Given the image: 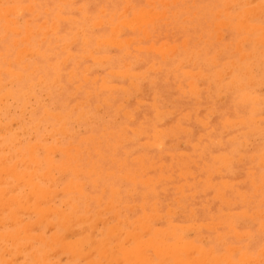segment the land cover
<instances>
[{"label": "rangeland", "instance_id": "374dc122", "mask_svg": "<svg viewBox=\"0 0 264 264\" xmlns=\"http://www.w3.org/2000/svg\"><path fill=\"white\" fill-rule=\"evenodd\" d=\"M63 1L65 2L62 0H0V83L3 84L0 85V105H2L0 106V164L2 166H0L5 167V172H7L1 173L2 170H0L2 180V183L0 182V211L2 210L0 212V222L2 221L0 223V264H87L88 262V264H158L159 262V264H180L176 256L188 259L192 255H195L194 257L197 259H203L202 257L208 258L207 260L212 257V259L218 258V264H231V262L232 264H264V199H262V197L264 198V179H262V177L264 178V0H247V2L240 0L241 3L233 0L235 4H232V0H228L226 3H229V6L225 4V0ZM8 9L14 12H9ZM139 9L142 11L148 9V13H141L138 11ZM259 9L263 12L260 13ZM124 10L125 12H122ZM151 10L152 12H150ZM251 10H253L252 14H249ZM256 11H259L258 16L261 17L256 14L252 16ZM163 12L165 14L161 15ZM157 13L162 17L157 16ZM144 15L151 19H144ZM243 15L251 17L246 18L245 21ZM130 17H134L132 19L135 21L127 22L128 20L132 21ZM98 19L101 25L97 24ZM43 21L44 24H41ZM122 21L123 23L127 22V26L122 24ZM128 23L132 24L130 28H128ZM223 23L226 25L223 26ZM53 24H55L54 30L51 26ZM134 24L138 27L133 26ZM213 25H218V27L214 28ZM47 26L48 31L53 30L54 32H48ZM114 27H117V35H115ZM142 30H145L147 35ZM219 34L220 38L217 39ZM243 37L245 39H241ZM247 37L248 39H246ZM74 39L76 40L73 41ZM117 39L120 47L116 42ZM237 41L239 42L237 43ZM151 43L153 48H156L155 50L152 45H149ZM64 45L65 48L62 47ZM172 45L175 48L171 47ZM61 47L64 49L61 50ZM93 48L95 49L93 50ZM161 50L163 56H161ZM19 51L24 53L21 57ZM15 54L19 56L18 61L15 59V57L17 58ZM105 57L108 58L104 59ZM60 61L63 65L60 64ZM231 61L233 62L231 63ZM127 64L128 66H125ZM84 66L89 69L85 71ZM6 70H10L12 73L19 71L18 73L21 75L18 76L19 74H12L9 71L10 74ZM224 71L228 74H225ZM189 73L197 74L193 76ZM218 73L221 77L218 76ZM139 74L140 76H138ZM54 78H57V86L53 84L55 83L52 81H55ZM91 80L94 81L91 82ZM246 81L253 82L251 84ZM78 82L81 83L78 84ZM102 82L106 84L105 87H102L104 85L100 87ZM47 83L49 84L47 85ZM75 85H78L77 88ZM111 85H114L115 89L111 88ZM195 89L197 93H195ZM239 95L244 97H239ZM259 98L260 100H258ZM254 99L258 101H254ZM80 101L83 103L82 105ZM153 102L155 106L157 105L155 108ZM97 105L99 106L97 107ZM46 111H50L54 116ZM123 112L126 116H123ZM45 113L47 114L44 117ZM58 114H60L59 119L56 117ZM258 118L259 120H257ZM11 119L13 120L12 124ZM241 119L245 123L239 122ZM62 120L64 121L63 125H61ZM199 120L203 121L199 122ZM205 124L206 126H204ZM8 125L11 127L8 128ZM177 126L178 128H176ZM157 131L161 132L160 136ZM177 140L178 145L181 143L180 146L177 145ZM115 141L119 143L115 145ZM241 141L249 145L242 144ZM151 144L157 145L155 147ZM160 144L162 146L159 147ZM55 145L57 148L62 147L63 150L55 151ZM73 145H76V148ZM29 147L34 149V154V151ZM64 148H69V150ZM30 151H32V155L29 154ZM64 151H67L70 158H67ZM46 155L48 158H45ZM32 156L34 160L31 158ZM221 158L223 159L221 160ZM24 160L25 162H22ZM63 164L68 167L70 165L67 171L64 170L66 166L64 167ZM8 165L12 166L7 168ZM217 165L219 169H217ZM46 168L49 169L46 170ZM214 168L219 174L214 173ZM51 170L52 172H50ZM16 171H19L18 174ZM9 172L11 173L8 174ZM13 172L14 175H12ZM75 172L76 176L73 175ZM27 175L28 178L31 175L33 179L30 177L31 179L28 180ZM143 179L145 180L141 182L140 180ZM20 180H24V182H20ZM146 180L150 182L147 183ZM220 181L224 184L220 185ZM76 182L78 185H83L76 187L78 186L75 184ZM206 182H208L207 186ZM12 183L16 184H14V189ZM212 183L214 184L212 185ZM68 185L72 187L66 188ZM254 186L258 187L254 188ZM33 187L40 190L36 193L39 196L27 192ZM49 188L52 191H47ZM1 189L6 193L4 192V194ZM75 189H79V191H75ZM176 189L178 190L176 191ZM216 190L220 192V196L218 192L216 195ZM51 192L54 194L52 195ZM55 194L56 196H54ZM212 195H215L214 198ZM47 196L49 200L46 198ZM3 197L7 199L2 200ZM47 200L48 202H46ZM108 201L111 202L112 208L111 204L108 205ZM41 202L43 203L41 204ZM69 203L75 204L76 207L74 208ZM140 203L142 206L139 205ZM178 203L180 204L178 205ZM131 204L135 205L131 206ZM36 207L39 210L35 209ZM94 210H100L98 216H96L97 211ZM113 212H115V217L111 215ZM16 215L18 216L16 217ZM158 215L159 218H157ZM110 216L112 217L110 218ZM152 216L157 220L154 217L155 220L151 218ZM137 217L139 221H137ZM147 217L150 218L147 220ZM105 218L106 220H104ZM140 218L143 220L141 221ZM89 219H92L91 222H88ZM122 220L128 221L124 223ZM12 221L13 224H11ZM61 222L68 225L63 227ZM135 222H138L135 224L138 227L134 225ZM141 222L143 224H140ZM173 222L175 226L172 227ZM49 223L50 226L46 227ZM102 223H104L103 226ZM32 224L33 227H30ZM226 224L228 226L231 224V227L228 228ZM26 225L28 228H25ZM93 225L97 227L91 229ZM195 225L198 226V230ZM66 227H69V233ZM116 227L120 235L116 233ZM28 229L33 230L27 232ZM187 229L189 230L187 231ZM111 230H115V233ZM171 230L173 233L170 232ZM233 231L236 235L232 234ZM165 232L171 234L167 235ZM51 233L52 235H50ZM26 234L29 235L26 236ZM137 235L138 237L135 238ZM177 235L181 238L179 239ZM41 236H43V240ZM133 236L134 238H132ZM88 238L91 239L88 240ZM144 242L149 245H146V251L144 250L146 259L143 256L137 257L133 253L126 252L138 249V245L144 244ZM175 242L179 244L177 245ZM151 244L152 246H150ZM170 244L172 245L170 246ZM159 245L165 251L167 248L171 249L172 255H169L170 251L167 253V250L166 255L161 253L159 256V252L156 251ZM63 246L64 248H62ZM186 246H189L190 250ZM197 247L198 249H196ZM199 247H202L201 251ZM58 248L59 251H57ZM70 249L75 250L76 253ZM102 249L106 250L104 252L106 256L102 254ZM86 251L89 253L87 258ZM204 251L208 253L210 251V253H206V256L203 254ZM116 257L117 259H115ZM226 257L229 258L226 259ZM247 259L249 260L247 261ZM252 260L253 262H251Z\"/></svg>", "mask_w": 264, "mask_h": 264}, {"label": "bare ground", "instance_id": "6f19581e", "mask_svg": "<svg viewBox=\"0 0 264 264\" xmlns=\"http://www.w3.org/2000/svg\"><path fill=\"white\" fill-rule=\"evenodd\" d=\"M145 1H147V0H145ZM232 1H233V0H232ZM239 1H240V0H238V1L236 0L237 3H238ZM252 1H253V0H252ZM62 2H65V1L62 0ZM226 2H228V0H227V1L225 0V4H227ZM246 2H247V0H246ZM246 2H245V3H246ZM83 3H84V2H83ZM148 3H149V2H148ZM239 3H241V2H239ZM164 4H165V3H164ZM166 4H167V3H166ZM223 4H224V3H223ZM232 4H235L234 1H233ZM21 5H22V4H21ZM159 5H160V4H159ZM227 5L229 6V3H228ZM254 5H255V4H254ZM254 5H253V6H254ZM257 5H259V4H257ZM260 5H261V4H260ZM263 5H264V4H263ZM12 6H13V5H12ZM26 6H27V5H25V7H26ZM29 6H31V5H29ZM78 6H79V5H78ZM162 6H164V5H162ZM253 6H252V7H253ZM261 6H262V5H261ZM261 6H260V7H261ZM7 7H8V6H7ZM17 7H18V6H17ZM21 7H22V6H21ZM127 7H128V6H127ZM225 7H227V6H225ZM4 8H5V7H4ZM10 8H11V7H10ZM15 8H16V7H15ZM26 8H27V7H26ZM29 8L33 9L32 7H29ZM70 8H72V7H70ZM123 8H124V7H123ZM255 8H258V7L255 6ZM12 9H13V7H12ZM16 9H17V8H16ZM27 9H28V8H27ZM46 9H47V8H46ZM59 9H60V8H59ZM127 9H128V8H127ZM127 9H125V10H127ZM144 9H146V8H144ZM151 9H152V8H151ZM217 9H218V8H217ZM225 9H226V8H225ZM227 9H228V7H227ZM227 9H226V10H227ZM253 9H254V8H253ZM8 10H9V9H8ZM19 10H22V9L19 8ZM19 10H18V11L16 10V11L19 12ZM70 10H71V9H70ZM100 10L103 11L102 9H100ZM125 10L122 11V12H125ZM165 10H166V9H165ZM245 10H246V9H245ZM259 10H260V9H259ZM29 11H31V10H29ZM44 11H45V9H44ZM138 11H140L141 13H143V12H147V13H148V9H147L146 11H145V10L142 11L141 9H139ZM218 11H220V10H218ZM247 11H248V10H247ZM249 11H250V10H249ZM252 11H253V10H251V13H249V12H247V13L252 14ZM261 11L263 12V10H260V13H261ZM5 12L8 13V11H6V10H5ZM9 12H14V11L9 10ZM20 12H21V11H20ZM99 12H100V11H99ZM150 12H152V10H151ZM153 12H154V11H153ZM160 12H161V11H160ZM208 12H209V11H208ZM225 12H226V11H225ZM15 13H16V12H15ZM133 13H134V12H133ZM136 13H137V12H136ZM215 13H216V12H215ZM217 13H218V12H217ZM258 13H259V11H258V12L256 11V12L253 13L252 16H254V14H256V16H258ZM16 14H17V13H16ZM57 14H58V13H57ZM121 14H122V13H121ZM138 14H140V13H138ZM145 14H146V13H145ZM164 14H165V13L163 12V14H161V15H164ZM238 14H239V13H238ZM243 14H244V13H243ZM245 14H246V11H245ZM35 15H36V14H35ZM119 15H120V14H119ZM155 15H156V14H155ZM159 15H160V14H159ZM159 15H158V13H157V16H159ZM161 15H160V16H161ZM246 15H247V14H246ZM3 16H6V15H3ZM133 16H134V15H133ZM157 16H156V17H157ZM232 16H234V15H232ZM243 16H244V18H245V21L247 20L246 18L249 17V16L245 17V15H243ZM7 17H8V16H7ZM142 17H143V16H142ZM144 17H145V15H144ZM144 17H143V18H144ZM161 17H162V16H161ZM250 17H251V16H250ZM250 17H249V18H250ZM258 17H261V16L259 15ZM57 18H58V17H57ZM59 18H61V17H59ZM62 18H63V17H62ZM132 18H134V17H132ZM132 18L130 17V19H131L132 21H129V20H128L127 22H131V23L134 22L135 19H132ZM140 18H141V17H140ZM143 18H142V19H143ZM148 18H149V19H148ZM229 18H230V17H229ZM241 18H243V17H241ZM244 18H243V19H244ZM10 19H11V18H10ZM18 19H19V18H18ZM27 19H28V18H27ZM144 19H146V20H150L151 17L147 16V18L145 17ZM44 20H45V19H44ZM133 20H134V21H133ZM146 20H143V21H146ZM26 21H27V20H26ZM97 21H98L97 24H98V25H101V24H99L100 20L98 19ZM143 21H140V22L142 23ZM221 21H222V20H221ZM12 22L14 23L13 18H12ZM12 22H11V23H12ZM27 22H28V21H27ZM108 22H109V21H108ZM127 22H126V23H123V21H122V24H125V25L127 26ZM136 22H138V21H136ZM136 22H135V23H136ZM165 22H166V21H165ZM219 22H220V21H219ZM53 23H54V21H53ZM93 23H94V22H93ZM95 23H96V22H95ZM95 23H94V24H95ZM100 23H101V22H100ZM242 23H243V20H242L241 24H242ZM244 23H245V22H244ZM5 24H6V23H5ZM5 24H3V25H5ZM7 24H8V23H7ZM41 24H44V21H43ZM145 24H146V23H145ZM214 24H215V23H214ZM217 24H218V23H217ZM220 24H221V23H220ZM245 24H246V23H245ZM54 25H55V24L51 25L52 28L54 27ZM56 25H57V24H56ZM114 25H115V23H114ZM130 25H132V24H129V23H128V26H129L128 28L131 27ZM222 25L224 26V25H226V23H225V24L223 23ZM252 25H253V24H252ZM9 26H10V25H9ZM12 26H13V25H12ZM41 26H42V25H41ZM45 26H46V25H45ZM51 26H50V27H51ZM90 26H91V25H90ZM115 26H116V25H115ZM133 26H136V25L134 24ZM144 26H145V25H144ZM213 26H214V25H213ZM215 26H216V25H215ZM215 26H214V28L218 27V25H217L216 27H215ZM256 26H258V25H256ZM92 27H93V24H92ZM136 27H138V25H137ZM153 27H154V25H153ZM254 27H255V26H254ZM3 28H4V27H3ZM6 28H7V26H6ZM6 28H4V29H6ZM16 28H17V27H16ZM25 28H26V27H25ZM111 28H113V27H111ZM116 28H117V27H116ZM116 28L114 27L115 32L117 31ZM132 28H133V27H132ZM235 28H236V27H235ZM238 28H239V26H238ZM246 28H247V27H246ZM246 28H245V29H246ZM257 28H258V27H257ZM257 28H256V29H257ZM262 28H263V27H262ZM8 29H9V28H8ZM11 29H12V28H11ZM27 29H28V28H27ZM48 29H49V28H48V26H47V31H48ZM56 29H57V27L55 28V30H56ZM118 29H119V27H118ZM141 29H142V28H141ZM236 29H237V28H236ZM51 30H52V29H51ZM53 30H54V28H53ZM53 30H52V31H48V32H54ZM120 30H121V29H120ZM145 30H146V29H145ZM145 30H142V32L145 31ZM12 31H14V30L12 29ZM237 31H239V30H237ZM248 31H249V30H248ZM14 32H16V31H14ZM37 32H38V31H37ZM42 32H43V31H42ZM45 32H46V31H45ZM45 32H44V33H45ZM110 32H111V31H110ZM117 32H118V31H117ZM117 32H116L115 35H117ZM120 32H122V30H121ZM145 32H146V31H145ZM145 32H144V33H145ZM217 33H218V32H217ZM217 33H216V34H217ZM219 33H221V32H219ZM111 34H112V33H111ZM27 35H28V34H27ZM27 35H26V36H27ZM44 35H45V34H44ZM113 35H114V34H113ZM113 35H112V36H113ZM146 35H147V32H146ZM26 36H25V37H26ZM112 36H111V37H112ZM199 36H200V35H199ZM262 36H263V33H262ZM2 37H3V36H2ZM23 37H24V36H23ZM23 37H21V38H23ZM27 37H28V36H27ZM27 37H26V38H27ZM82 37H83V36H82ZM148 37H149V36H148ZM0 38H1V36H0ZM42 38H43V37H42ZM145 38H146V37H145ZM218 38H220V34H219V36L217 37V39H218ZM239 38H240V37H239ZM108 39H109V38H108ZM138 39H139V38H138ZM140 39H141V38H140ZM140 39H139V40H140ZM241 39H245V37H243V38H241ZM246 39H248V37H247ZM21 40H22V39H21ZM75 40H76V39H74L73 41H75ZM113 40H115V39H113ZM124 40H125V39H124ZM129 40H130V38H129ZM133 40H134V39H133ZM259 40H260V39H259ZM73 41H72V42H73ZM84 41H85V40H84ZM105 41H106V40H105ZM105 41H103V42H105ZM110 41H111V40H110ZM182 41H183V40H182ZM204 41H205V40H204ZM241 41H242V40H241ZM256 41H257V39H256ZM72 42H71V43H72ZM101 42H102V41H101ZM101 42H98V43H101ZM111 42H112V41H111ZM111 42H108V43H111ZM116 42L118 43V39L116 40ZM124 42H125V41H124ZM124 42H123V43H124ZM127 42H128V40H127ZM238 42H239V41H237V43H238ZM66 43H69V42H66ZM105 43H106V42H105ZM117 43H116V44H117ZM182 43H183V42H182ZM259 43H260V42H259ZM261 43H262V42H261ZM120 44H122V43L120 42ZM183 44L185 45V43H183ZM255 44H256V42H255ZM263 44H264V43H263ZM61 45H63V44H61ZM106 45H107V44H106ZM109 45H111V44H109ZM112 45H114V43H112ZM149 45H152V43L149 44ZM159 45H160V44H159ZM168 45H169V44H168ZM236 45H237V44H236ZM67 46H68V45H67ZM101 46H103V45H101ZM118 46L120 47L119 43H118ZM24 47H25V46H24ZM24 47H22V48L24 49ZM62 47L65 48V45L62 46ZM62 47H61V50L64 49V48H62ZM96 47H97V46H96ZM98 47H100V46H98ZM139 47H140V46H139ZM144 47H146V46H144ZM150 47H151V46H150ZM165 47H166V46H165ZM169 47H170V46H169ZM171 47H173V45H172ZM225 47H226V46H225ZM22 48H20L21 50H20V49H19V50L22 51ZM141 48H142V47H141ZM148 48H149V47H148ZM152 48H153V45H152ZM162 48H163V47H162ZM162 48H161V49H162ZM173 48H175V47H173ZM237 48L239 49L238 45H237ZM253 48H254V47H253ZM36 49H37V48H36ZM36 49H35V50H36ZM94 49H95V48H93V50H94ZM97 49H99V48H97ZM146 49H147V48H146ZM153 49L155 50L156 48H153ZM184 49H185V48H184ZM235 49H236V47H235ZM238 49H237V50H238ZM17 50H18V49H17ZM28 50H30V49H28ZM31 50H32V49H31ZM35 50H34V52H35ZM138 50H139V49H138ZM171 50H172V48H171ZM174 50H175V49H174ZM20 51H19V53H20L19 56L21 57L22 54H24V53H22V52H20ZM23 51H24V50H23ZM66 51H67V50H66ZM89 51H91V50H89ZM156 51H157V50H156ZM156 51H155V52H156ZM159 51H160V49H159ZM197 51H198V50H197ZM234 51H235V50H234ZM259 51H260V50H259ZM17 52H18V51H17ZM25 52H26V51H25ZM27 52H29V51H27ZM32 52H33V51H32ZM32 52L30 51L29 53H32ZM36 52H37V50H36ZM91 52H92V51H91ZM164 52H165V51H164ZM172 52H174V51H172ZM172 52H171V53H172ZM231 52H232V51H231ZM231 52H230V53H231ZM69 53H70V52H69ZM89 53H90V52H89ZM124 53H125V52H124ZM171 53H170V54H171ZM185 53H186V52H185ZM70 54H71V53H70ZM162 54H163V53H162V50H161V56H163ZM166 54H167V53H166ZM170 54H168V55H170ZM240 54H241V53H240ZM15 55H17V58L15 57V59H17V61H18V57H19V56H18V54H15ZM168 55H167V56H168ZM185 55H186V54H185ZM248 55H249V54H248ZM29 56H32V55L29 54ZM70 56H71V55H70ZM88 56H89V54H88ZM88 56H86V57H88ZM91 56H92V55H91ZM213 56H214V54H213ZM241 56H242V55H241ZM255 56H256V55H255ZM66 57H67V56H66ZM66 57H64V58H66ZM68 57H69V56H68ZM84 57H85V56H84ZM103 57H104V56H103ZM239 57H240V55H239ZM243 57H244V56H243ZM243 57H242V58H243ZM96 58L98 59V57H96ZM101 58H102V57H101ZM106 58H108V57H105L104 59H106ZM206 58H208V57H206ZM19 59H20V58H19ZM91 59H92V58H91ZM97 59H96V60H97ZM164 59H165V58L163 57V60H164ZM190 59H191V58H190ZM195 59H196V58H195ZM239 59H240V58H239ZM61 60H62V59H61ZM65 60H66V59H65ZM99 60H100V59H99ZM76 61H77V60H76ZM92 61H94V60H92ZM194 61H195V60H194ZM210 61H211V60H210ZM62 62H63V61H62ZM179 62H180V64H182L181 61H179ZM216 62H217V61H216ZM232 62H233V61H231V63H232ZM75 63H77V62H75ZM124 63H125V62H124ZM124 63H123V64H124ZM132 63H133V62H132ZM202 63H204V62L202 61ZM210 63H211V62H210ZM60 64H62L61 61H60ZM180 64H177V65L180 66ZM233 64H234V63H233ZM62 65H63V64H62ZM206 65H207V63H206ZM211 65H212V64H211ZM59 66H61V65H59ZM86 66H87V65H86ZM86 66H84V67H85V71H87V69H89V68L86 69ZM125 66H128V64L125 65ZM151 66H152V65H151ZM151 66H150V67H151ZM234 66H235V65H234ZM88 67H89V66H88ZM98 67H100V66H98ZM148 67H149V66H148ZM235 67H236V66H235ZM237 67H238V66H237ZM34 68H35V67H34ZM156 68H157V67H156ZM158 68H159V67H158ZM147 69H149V68H147ZM150 69H152V68H150ZM11 70H12V69H11ZM153 70H155V69L153 68ZM228 70H229V69H228ZM245 70H246V69H245ZM4 71H5V70H4ZM6 71H8V73L11 72L10 70H6ZM9 71H10V72H9ZM31 71H32V70H31ZM68 71H70V70H68ZM82 71H84V70H82ZM85 71H84V72H85ZM124 71H125V70H124ZM216 71H217V70H216ZM18 72H19V71H18ZM18 72L13 71V73H17V74H19ZM84 72H83V73H84ZM108 72H109V71H108ZM126 72H129V71L126 70ZM219 72H220V71H219ZM247 72H248V70H247ZM11 73H12V72H11ZM11 73H10V74H11ZM13 73H12V74H13ZM110 73H111V72H110ZM119 73H120V72H119ZM191 73H193V72H191ZM191 73H189V74H191ZM220 73H221V72H220ZM220 73H218V76H219ZM224 73H225V71H224ZM226 73H227V72H226ZM226 73H225V74H226ZM245 73H246V72H245ZM70 74H72V73L70 72ZM111 74H112V73H111ZM113 74H114V72H113ZM122 74H123V73H122ZM125 74L127 75L128 73H125ZM131 74H133V73H131ZM143 74H144V73H143ZM185 74L187 75V73H185ZM196 74H197V73H196ZM196 74H195V75H196ZM227 74H228V73H227ZM20 75H21V74H19L18 76H20ZM57 75H58V74H57ZM115 75H116V72H115ZM126 75H125V76H126ZM134 75H136V74H134ZM191 75H193V74H191ZM195 75H193V76H195ZM205 75H206V74H205ZM240 75H241V74H240ZM116 76H117V75H116ZM125 76H124V77H125ZM138 76H140V74H139ZM198 76H199V74H198ZM202 76H203V75H202ZM218 76H216V77L218 78ZM249 76H250V75H249ZM249 76H248V77H249ZM83 77H84V75H83ZM203 77H204V76H203ZM203 77H200V78H203ZM205 77H206V76H205ZM216 77H215V79H216ZM219 77H221V76H219ZM17 78H18V77H17ZM39 78H40V77H39ZM94 78H95V77H94ZM120 78H121V77H120ZM198 78H199V77H198ZM249 78H250V77H249ZM249 78H248V79H249ZM14 79H15V78H14ZM19 79H20V77H19ZM54 79H55V81H54V80H52V81L55 82V83H53L52 81H51V83H53V84L56 85V79H57V78H54ZM84 79H85V78H84ZM101 79L103 80L102 77H101ZM122 79H123V77H122ZM141 79H144V78L141 77ZM250 79H251V78H250ZM40 80H41V79H40ZM43 80H44V79H43ZM43 80H41V81H43ZM86 80H87V78H86ZM104 80H105V79H104ZM109 80H110V78H109ZM219 80H220V79H219ZM41 81H37V82H41ZM92 81H94V80H91V82H92ZM192 81H193V80H192ZM215 81H216V80H215ZM259 81H260V80H259ZM37 82H36V83H37ZM187 82H191V81H187ZM232 82H233V81H232ZM246 82L252 84L253 81H251V82L246 81ZM4 83H6V82H4ZM49 83H50V82H49ZM49 83H47V85H48ZM79 83H81V82H78V84H79ZM31 84H32V83H31ZM39 84H40V83H39ZM187 84H188V83H187ZM192 84H193V83H192ZM0 85L2 86L3 84L0 83ZM44 85H46V84H44ZM102 85H104V86H102ZM105 85H106V84H104V83L102 82V84L100 85V87H101V86H102V87H105ZM190 85H191V84H190ZM193 85H194V84H193ZM193 85H192V86H193ZM238 85H240V84H238ZM238 85H237V87H238ZM56 86H57V85H56ZM58 86H60V85L58 84ZM77 86H78V85H75L76 88H77ZM113 86H114V85H113ZM113 86L111 85L110 87L112 88ZM135 86H136V85H135ZM206 86H207V85H206ZM234 86H235V85H234ZM241 86H242V85H241ZM100 87H99V88H100ZM110 87H108V88H110ZM119 87H120V86H119ZM188 87H189V86H188ZM239 87H240V86H239ZM59 88H60V87H59ZM106 88H107V87H106ZM113 88H114V87H113ZM234 88H235V87H234ZM261 88H262V87H261ZM100 89H101V88H100ZM114 89H115V88H114ZM123 89H124V88H123ZM135 89H137V88H135ZM188 89H190V88H188ZM229 89H231V86H229ZM76 90H77V89H76ZM138 90H139V89H138ZM193 90H194V89H193ZM195 90H196V89H195ZM253 90H254V89H253ZM259 90H260V89H259ZM259 90H258V91H259ZM6 91H7V90H6ZM179 91H180V90H179ZM58 92H59V91H58ZM74 92H75V91H74ZM188 92H189V90H188ZM190 92H191V91H190ZM26 93H27V92H26ZM94 93H96V92H94ZM137 93H139V92H137ZM191 93H193V92H191ZM195 93H197V90H196ZM195 93H194V94H195ZM20 94H21V93H20ZM42 94H43V93H42ZM44 94H45V93H44ZM70 94H71V93H70ZM72 94H74V93H72ZM218 94H220V93L218 92ZM28 95H29V94H28ZM234 95H236V94H234ZM24 96H25V94H24ZM88 96H89V95H88ZM241 96H242V95H239V97H241ZM1 97H2V96H1ZM152 97H153V96H152ZM194 97H195V96H194ZM218 97H220V96H218ZM242 97H244V96H242ZM9 98H10V97H9ZM250 98H251V97H250ZM7 99H8V98H7ZM29 99H30V98H29ZM125 99H126V98H125ZM219 99H220V98H219ZM1 100H3V99H1ZM220 100H221V99H220ZM237 100H238V99H237ZM255 100H256V99H254V101H255ZM258 100H260V98H259ZM258 100H256V101H258ZM4 101H6L5 98H4ZM39 101H40V100H39ZM197 101H198V100H197ZM80 102H81V101H80ZM102 102H103V100H102ZM142 102H143V101H142ZM142 102H141V103H142ZM86 103H87V102H86ZM104 103H105V102H104ZM106 103H107V102H106ZM106 103H105V104H106ZM153 103H154V102H153ZM242 103H243V102H242ZM42 104H44V103H42ZM82 104H83V103L81 102V105H82ZM108 104H109V103H108ZM151 104H152V103H151ZM75 105L77 106L78 104H75ZM75 105H74V108L76 107ZM0 106H2V105H0ZM3 106H4V105H3ZM98 106H99V105H97V107H98ZM156 106H157V105H156ZM156 106H155V103H154V108H155ZM253 106H254V105H253ZM117 107H118V105H117ZM152 107H153V104H152ZM250 107H251V106H250ZM119 108H120V104H119ZM135 108H136V107H135ZM259 108H260V107H259ZM261 109H262V108H261ZM31 110H32V109H31ZM97 110H100V109H97ZM136 110H137V108H136ZM167 111H168V110H167ZM251 111H252V110H251ZM254 111H255V110H254ZM21 112H22V110H21ZM46 112H47L48 114L52 115V113H51L50 111H49L50 113H49L48 111H46ZM124 112H125V111H124ZM124 112H123V116H126V115H124ZM209 112H210V111H209ZM259 112H260V111H259ZM47 113L43 114V116L46 115ZM65 113H66V112H65ZM67 113H68V112H67ZM80 113L82 114V112H80ZM80 113H79V115H81ZM127 113H128V111H127ZM158 113H159V112H158ZM213 113H214V112H213ZM256 113H257V112H256ZM125 114H126V113H125ZM59 115H60V114L56 115V117H58ZM204 115H205V114H204ZM52 116H54V115H52ZM62 116H63V115H62ZM153 116H154V115H153ZM164 116H165V115H164ZM166 116H167V114H166ZM205 116H206V115H205ZM44 117H45V116H44ZM129 117H130V116H129ZM129 117H128V118H129ZM155 117H156V115H155ZM160 117H161V116H160ZM160 117H159V118H160ZM76 118H77V117H76ZM76 118H75V119H76ZM130 118H131V117H130ZM161 118H162V117H161ZM256 118H257V117H256ZM58 119H59V117H58ZM237 119H239V118H237ZM237 119H236V120H237ZM260 119H261V118H260ZM262 119H263V118H262ZM56 120H57V119H56ZM77 120H78V119H77ZM129 120H131V119H129ZM156 120H157V119H156ZM227 120H228V119H227ZM233 120H235V119H233ZM254 120H255V119H254ZM257 120H259V118H258ZM11 121H12V122H11V124H12V123H13V120L11 119ZM57 121H58V120H57ZM85 121H86V120H85ZM160 121H161V120H160ZM176 121H177V119H176ZM201 121H203V120H201ZM201 121L199 120V122H201ZM223 121H224V120H223ZM228 121H230V120H228ZM231 121H232V120H231ZM240 121H241V123H245V122L242 121V119L239 120V122H240ZM63 122H64V121L62 120V124H61V125H63ZM177 122H178V121H177ZM253 122H254V121H253ZM255 122H256V121H255ZM204 123H205V122H204ZM177 124H178V123H177ZM202 124H203V123H202ZM224 124H225V123H224ZM231 124H233V123H231ZM234 124H235V123H234ZM236 124H237V123H236ZM238 124H239V123H238ZM255 124H256V123H255ZM174 125H176V124H174ZM239 125H240V124H239ZM243 125H244V124H243ZM245 125H246V124H245ZM202 126H203V125H202ZM204 126H206V124H205ZM246 126H248V125H246ZM10 127H11V126H10ZM10 127H9V125H8V128H10ZM59 127H60V126H59ZM59 127H58V130H59ZM170 127H171V126H170ZM183 127H184V126H183ZM183 127H180V128L183 129ZM236 127H237V126H236ZM8 128H6V129H8ZM90 128H91V127H90ZM176 128H178V126H177ZM230 128H231V127H230ZM61 129H62V128H61ZM133 129H134V128H133ZM135 129H136V128H135ZM184 129H188V128H184ZM34 130H35V129H34ZM58 130L56 129V131H58ZM158 130H159V129H158ZM179 130H180V129H179ZM188 130H189V129H188ZM247 130H248V128H247ZM133 131H135V130H133ZM159 131H160V130H159ZM159 131H157V132L159 133ZM162 131H163V130H162ZM182 131H183V130H182ZM185 131H186V130H185ZM224 131H225V129H224ZM224 131H223V132H224ZM250 131H251V130H250ZM15 132H16V131H15ZM23 132H24V131H23ZM111 132H112V131H111ZM163 132H164V131H163ZM255 132H256V130H255ZM258 132H259V131H258ZM17 133H18V132H17ZM63 133H64V132H63ZM160 133H161V132H160ZM160 133H159V136H160ZM164 133H165V132H164ZM190 133H191V132H190ZM250 133H252V131H251ZM253 133H254V131H253ZM261 133H262V132H261ZM50 134H51V133H50ZM100 134H101V133H100ZM162 134H163V133H162ZM162 134H161V135H162ZM169 134H170V133H169ZM169 134H168V135H169ZM239 134H243V133H239ZM263 134H264V133H263ZM45 135H46V134H45ZM45 135H44V136H45ZM65 135H67V134H65ZM70 135H71V132H70ZM111 135H112V134H111ZM157 135H158V134H157ZM172 135H173V134H172ZM200 135H202V134H200ZM232 135H234V134H232ZM44 136H43V137H44ZM50 136H51V135H50ZM50 136H49V137H50ZM123 136H124V134H123ZM155 136H156V135H155ZM166 136H167V135H166ZM175 136H176V135H175ZM236 136H237V135H236ZM125 137H127V136H125ZM125 137H124V138H125ZM167 137H168V136H167ZM202 137H203V136H202ZM202 137H201V138H202ZM133 138H134V137H133ZM168 138H169V137H168ZM171 138H172V136H171ZM197 138H198V137H197ZM201 138H200V139H201ZM232 138H234V137H232ZM43 139H44V138H43ZM45 139H46V138H45ZM125 139H126V138H125ZM130 139H131V138H130ZM135 139H136V138H135ZM156 139H157V138H156ZM158 139H160V138H158ZM226 139H227V138H226ZM229 139H230V138H229ZM127 140H129V139L127 138ZM127 140H126V141H127ZM131 140H132V139H131ZM187 140H188V139H187ZM18 141H19V140H18ZM86 141H87V140H86ZM180 141H181V140H180ZM180 141H179V142H180ZM216 141H217V140H216ZM124 142H125V141H124ZM124 142H123V143H124ZM147 142H148V141H147ZM160 142H161V141H160ZM186 142H187V141H186ZM241 142H243L242 144H247V143H244V141H241ZM56 143H57V142H56ZM118 143H119V142L116 143V141H115V145L118 144ZM144 143H145V142H144ZM97 144H98V143H97ZM120 144H121V143H120ZM145 144H146V143H145ZM148 144H149V143H148ZM161 144H162V142H161ZM161 144L159 145V147L162 146ZM178 144H179V143H178V140H177V145H178ZM204 144H205V143H204ZM220 144H221V143H220ZM115 145H114V146H115ZM151 145H153V144H151ZM151 145H149V146H151ZM156 145H157V144H155V145H153V146L156 147ZM180 145H181V143H180ZM180 145H178V146H180ZM191 145H192V144H191ZM205 145H206V144H205ZM247 145H249V144H247ZM36 146H37V145H36ZM68 146H70V145H68ZM75 146H76V145H75ZM75 146L73 145L74 148H76ZM114 146H113V147H114ZM171 146H172V145H171ZM193 146H196V147H197V145H195V144H193ZM3 147H4V145H3ZM3 147H2V148H3ZM37 147H38V146H37ZM54 147H56V145H55ZM64 147H65V146H64ZM159 147H158V148H159ZM29 148H30V147H29ZM32 148H33V146H32ZM41 148H42V147H41ZM61 148H62V147H61ZM61 148H59V147L57 148V147H56V150H55V151H57L58 149H61ZM192 148H193V147H192ZM30 149H31V148H30ZM39 149H40V148H39ZM64 149L69 150V148H68V149H67V148H64ZM77 149H78V148H77ZM77 149H75V150L77 151ZM202 149H203V148H202ZM202 149H201V150H202ZM31 150H32V149H31ZM35 150H37L36 147H35ZM52 150H53V148H52ZM62 150H63V149H61L60 151H62ZM78 150H79V149H78ZM80 150H81V149H80ZM32 151H34V149H33ZM32 151H30V153H29L30 155H32V154H31ZM47 151H48V150H47ZM53 151H54V150H53ZM97 151H98V150H97ZM44 152H45V151H44ZM64 152L67 154V156H68L67 158H70L69 155H68V153H67V151H64ZM95 152H96V151H95ZM176 152H177V151H176ZM181 152H182V151H181ZM230 152H231V150H230ZM34 153H35V151L33 152V154H34ZM48 153H49V151H48ZM52 153H54V152H52ZM74 153H75V151H74ZM127 153H129V152H127ZM127 153H126V154H127ZM177 154H178V153H177ZM185 154H187V153H185ZM197 154H198V152H197ZM222 154H224V153H222ZM22 155H23V154H22ZM171 155H172V154H171ZM187 155H188V154H187ZM213 155H214V154H213ZM218 155H219V153H218ZM218 155H215V156H218ZM259 155H260V154H259ZM11 156H12V154H11ZM47 156H48V155H46L45 158H48ZM222 156H223V155H222ZM251 156H253V155H251ZM261 156H262V154H261ZM213 157H214V156H213ZM31 158L34 160L33 156H32ZM50 158H51V156H50ZM73 158H74V157H73ZM141 158H142V157H141ZM217 158H218V157H217ZM223 158H224V157H223ZM223 158H221V160H222ZM259 158H260V157H259ZM259 158H258V160H259ZM262 158H263V156H262ZM262 158H261V159H262ZM35 159H36V158H35ZM51 159H52V158H51ZM137 159H138V158H137ZM215 159H216V158H215ZM232 159H233V158H232ZM240 159H241V158H240ZM235 160H236V159H235ZM237 160H238V159H237ZM241 160H242V159H241ZM241 160H240V162H241ZM258 160H257V161H258ZM1 161H2V160H1ZM36 161H37V160H36ZM36 161H35V162H36ZM61 161H62V160H61ZM66 161H67V160H66ZM66 161H65V162H66ZM231 161H232V160H231ZM14 162H15V161H14ZM22 162H25V160L22 161ZM219 162H220V161H219ZM235 162H237V161H235ZM258 162H259V161H258ZM3 163H5V162L3 161ZM66 163H67V162H66ZM141 164H142V163H141ZM159 164H160V163H159ZM224 164H225V162H224ZM224 164L222 163L223 166H225ZM0 165L2 166V164H0ZM22 165H25V164H22ZM27 165L29 166L28 163H27ZM27 165H25V167H26ZM63 165H64V164H63ZM142 165H143V164H142ZM142 165H141V166H142ZM227 165H229V164H227ZM1 166H0V167H1ZM11 166H12V165H8L7 168H8V167H11ZM35 166H37V165H35ZM65 166H66V165H64V167H65ZM141 166H140V167H141ZM217 166H218V165H217ZM220 166H221V165H220ZM260 166H261V165H260ZM15 167H16V165L14 166V168H13V167H12V168L15 170ZM57 167H58V165H57ZM66 167H67V168H66ZM66 167L64 168V170L66 169L65 171H67V169L70 167V165H69V167H68V165H67ZM149 167H150V166H149ZM158 167H159V166H158ZM215 167H216V165H215ZM225 167H226V166H225ZM33 168H34V167H33ZM37 168H38V167H37ZM60 168H61V167H60ZM71 168H72V166H71ZM47 169H49V168H46V170H47ZM62 169H63V168H62ZM140 169H142V168H140ZM217 169H219V166H218ZM217 169L214 168V173L217 172V173L219 174V172L217 171ZM0 170H2L1 173H2L3 171H4V173H7V172H5V170H6L5 167H1ZM33 170H34V169H33ZM72 170H73V169H72ZM93 170H94V169H93ZM93 170H92V172H93ZM203 170H205V169H203ZM215 170H216V171H215ZM12 171H13V170H12ZM12 171H11V172H12ZM35 171H36V170H35ZM65 171H64V172L62 171V173H65ZM76 171H77V170H76ZM82 171H83V170H82ZM87 171H88V170H87ZM144 171H145V170H144ZM11 172H9L8 174H10ZM14 172H15V171H14ZM14 172L12 173V175L15 174ZM17 172H19V171H16V173H17ZM25 172H26V171H25ZM31 172H32V171H31ZM46 172H47V171H46ZM50 172H52V170H51ZM73 172H74V171H73ZM141 172H142V170H141ZM26 173H28V172H26ZM32 173H33V172H32ZM32 173H30V174H32ZM185 173H186V171H185ZM185 173H184V174H185ZM8 174H7V175H8ZM17 174H18V173H17ZM74 174H75V176H76V172L73 173V175H74ZM81 174H82V173H81ZM180 174H181V173H180ZM208 174L210 175L209 172H208ZM208 174H207V175H208ZM211 174H212V173H211ZM263 174H264V173H263ZM4 175H5V174H4ZM22 175H23V174H22ZM35 175H36V173H35ZM48 175H49V174H48ZM50 175H52V174H50ZM79 175H80V174H79ZM88 175H89V174H88ZM159 175H161V174H159ZM159 175H158V177H160ZM185 175H186V174H185ZM15 176H16V175H15ZM29 176L31 177V175H29ZM32 176H33V174H32ZM37 176H38V175H37ZM77 176H78V175H77ZM127 176H129V175H127ZM179 176H180V175H179ZM181 176H182V175H181ZM190 176H191V175H190ZM210 176H211V175H210ZM263 176H264V175H263ZM17 177H19V176L17 175ZM22 177H23V176H22ZM22 177H21V179H22ZM26 177H27L28 180H30L31 178L33 179V177H31V178L29 177V178H30V179H29V178H28V175H27ZM57 177H58V176H57ZM57 177H56V178H57ZM131 177H132V176H131ZM150 177H151V176H150ZM54 178H55V177H54ZM54 178H53V179H54ZM113 178H114V177H113ZM123 178H124V176H123ZM127 178H128V177H127ZM165 178H166V177H165ZM132 179H133V178H132ZM132 179H130V180H132ZM139 179H140V178H139ZM139 179H138V180H139ZM145 179H146V178H145ZM145 179L140 180V181L142 182V181H144ZM169 179H170V178H169ZM171 179H172V178H171ZM206 179H207V177H206ZM248 179H250V178L248 177ZM262 179H264V178L262 177ZM51 180H52V179H51ZM124 180H126V179H124ZM157 180H158V179H157ZM22 181L24 182V180H22ZM22 181L20 180V182H22ZM70 181H71V180H70ZM132 181H133V180H132ZM221 181H223V180H221ZM221 181H220V183H221L220 185L224 184V182L222 183ZM224 181H225V180H224ZM261 181H262V180H261ZM0 182L2 183L1 177H0ZM3 182H5V181H3ZM15 182H16V181H15ZM30 182H32V181H30ZM55 182H56V180H55ZM138 182H139V181H138ZM146 182L148 183V182H150V181H147V180H146ZM157 182H159V181H157ZM6 183H7V182H6ZM32 183H35V182H32ZM80 183H82V182H80ZM83 183H84V182H83ZM151 183H152V182H151ZM155 183H156V182H155ZM181 183H182V182H181ZM207 183H208V182H206L205 185H206ZM250 183H251V181H250ZM12 184H13V186H12V188H13L15 183H12ZM19 184H20V183H19ZM36 184H37V183H36ZM75 184H77V182H76ZM144 184H145V183H144ZM179 184H180V183H179ZM185 184H186V183H185ZM213 184H214V183H212V185H213ZM228 184H229V183H228ZM230 184H231V183H230ZM258 184H259V183H258ZM263 184H264V183H263ZM15 185H16V184H15ZM77 185H78V184H77ZM80 185H81V184H80ZM80 185H78V186H76V187H79ZM82 185H83V184H82ZM82 185H81V186H82ZM251 185H252V184H251ZM35 186H36V185H35ZM172 186H173V185H172ZM178 186L182 188V186H180V185H178ZM206 186H207V185H206ZM39 187L41 188V186H39ZM69 187L71 188L72 186L68 185V187H66V188H69ZM211 187H212V186H211ZM256 187H258V186H254V188H256ZM12 188H11V189H12ZM36 188H37V187H33V189H31V190H29V191L27 190V192H30V193H32V194L34 193L33 195H35L36 193H38L37 191L39 190V189H36ZM46 188H47V187H46ZM177 188H178V187H177ZM13 189H14V188H13ZM13 189H12V190H13ZM50 189H51V188H49V190H47V191H52V190H50ZM115 189H116V188H115ZM203 189H204V188H203ZM1 190H2V189H1ZM5 190H6V189H5ZM25 190H26V189H25ZM43 190H44V189H43ZM63 190H64V189H63ZM69 190H71V189H69ZM69 190H65V191H69ZM72 190H74V189H72ZM76 190L79 191V189H75V191H76ZM102 190H103V189H102ZM110 190L113 191V189H110ZM161 190H162V188H161ZM177 190H178V189H176V191H177ZM217 190H218V189H217ZM217 190H216V195H217V192H218V194L220 193V192L217 191ZM39 191H40V190H39ZM80 191H81V190H80ZM115 191H116V190H115ZM115 191H114V192H115ZM253 191H254V190H253ZM0 192H1V191H0ZM2 192L4 193L5 191L2 190ZM41 192H42V191H41ZM45 192H46V189H45ZM61 192H62V191H61ZM153 192H154V191H153ZM202 192H203V191H202ZM236 192H237V191H236ZM254 192H255V191H254ZM5 193H6V192H5ZM5 193H4V194H5ZM51 193H52V192H51ZM54 193H55V191H54ZM54 193H52V195H53ZM59 193H60V192H59ZM126 193H127V192H126ZM136 193H137V192H136ZM194 193H195V192H194ZM194 193H193V194H194ZM0 194H1V193H0ZM39 194H40V193H39ZM110 194H112V193L110 192ZM124 194H125V193H124ZM143 194H144V193H143ZM189 194H190V193H189ZM193 194H192V195H193ZM238 194H239V193H238ZM240 194H241V193H240ZM15 195H16V194H15ZM36 195H37V194H36ZM47 195L49 196V194H47ZM50 195H51V194H50ZM221 195H222V193H221ZM1 196H2V195H1ZM31 196H32V195H31ZM37 196H39V195H37ZM40 196H41V195H40ZM48 196H47L46 198H48ZM54 196H56V194H55ZM143 196H144V195H143ZM212 196H213V198H214L215 195H212ZM219 196H220V194H219ZM16 197H17V196H16ZM16 197H15V199H16ZM34 197H35V196H34ZM111 197H112V195H111ZM111 197H110V198H111ZM191 197H192V196H191ZM216 197H217V196H216ZM239 197H240V195H239ZM46 198H43V199H46ZM110 198H109V199H110ZM173 198H174V197H173ZM217 198H218V197H217ZM240 198H241V197H240ZM5 199H7V198H4V197H3L2 200H5ZM12 199H13V198H12ZM15 199H14V200H15ZM20 199H21V198H20ZM20 199H19V200H20ZM51 199H52V198H51ZM51 199H50V200H51ZM89 199H90V198H89ZM91 199H92V198H91ZM97 199H99V196H97ZM262 199H264V198L262 197ZM0 200H1V199H0ZM10 200H11V198H10ZM27 200H29V199H27ZM35 200H37V199H35ZM48 200H49V198H48ZM48 200H47L46 202H48ZM224 200H227V199H224ZM15 201H16V200H15ZM17 201H18V200H17ZM42 201L44 202V200H42ZM68 201H69V200H68ZM115 201H118V200H115ZM228 201H230V200H228ZM233 201H234V200H233ZM241 201H242V198H241ZM11 202H12V200L10 201V203H11ZM18 202L20 203V201H18ZM23 202H24V201H23ZM39 202H40V201H39ZM43 202H41V204H42ZM63 202H64V201H63ZM96 202H97V201H96ZM106 202H107V201H106ZM230 202H231V201H230ZM258 202H259V201H258ZM260 202H261V201H260ZM24 203H25V202H24ZM28 203H29V202H28ZM64 203H65V202H64ZM85 203L87 204V202H85ZM108 203H109V201H108ZM108 203H107V204H108ZM242 203H243V202H242ZM3 204H4V203H3ZM3 204H1L2 207H4ZM20 204H21V203H20ZM62 204H63V203H62ZM69 204L73 205L74 208L76 207V206H74L75 204H72V203H69ZM110 204H111V202H110L108 205H110ZM167 204H168V202H167ZM179 204H180V203H178V205H179ZM201 204H202V203H201ZM7 205H10V204H7ZM18 205H19V204H18ZM116 205H117V204H116ZM116 205H113V206L116 207ZM128 205H129V204H128ZM134 205H135V204H133V205L131 204V206H134ZM136 205H137V204H136ZM139 205H141V203H140ZM153 205H154V204H153ZM204 205H205V204H204ZM204 205H203V206H204ZM225 205H226V204H225ZM34 206H35V205H34ZM52 206H53V205H52ZM104 206H105V205H104ZM131 206H130V207H131ZM141 206H142V205H141ZM154 206H155V205H154ZM227 206H229V205H227ZM7 207H8V206H7ZM29 207H30V206H29ZM42 207H44V206H42ZM46 207H47V206H46ZM53 207H54V206H53ZM53 207H52V209H53ZM73 207H72V208H73ZM105 207H107V205H106ZM122 207H123V206H122ZM130 207H129V210H131V208H134V207H131V208H130ZM155 207H156V206H155ZM22 208H23V207H22ZM24 208H25V207H24ZM38 208H39V205H38ZM38 208L36 207L35 209L39 210ZM44 208H45V207H44ZM83 208H84V207H83ZM111 208H112V204H111ZM153 208H154V207H153ZM153 208H152V210H153ZM46 209H47V208H46ZM52 209H51V210H52ZM63 209H64V208H63ZM97 209H98V208H97ZM117 209H118V208H117ZM154 209H156V208H154ZM170 209H171V208H170ZM170 209H169V210H170ZM21 210H22V209H21ZM42 210H43V209H42ZM47 210H48V209H47ZM47 210H46V211H47ZM56 210H57V209H56ZM56 210H55V211H56ZM60 210H61V209H60ZM64 210H65V209H64ZM76 210H77V209H76ZM76 210H75V211H76ZM84 210H85V208H84ZM86 210H87V209H86ZM100 210H101V209H100ZM100 210H98V211L100 212ZM115 210H116V208H115ZM243 210H244V209H243ZM245 210H246V209H245ZM1 211H2V210H1ZM1 211H0V212H1ZM17 211H19V210H17ZM17 211H15V213H17ZM94 211H97V210H94ZM98 211H97V215H96V216H98V214H99ZM116 211H118V210H116ZM190 211H191V209H190ZM12 212H13V211H12ZM20 212H21V211H20ZM23 212H24V211H23ZM27 212H28V210H27ZM27 212H26V213H27ZM30 212H32V211H30ZM43 212H44V211H43ZM63 212H64V211H63ZM65 212H66V211H65ZM120 212H121V211H120ZM122 212H123V211H122ZM154 212H155V211H154ZM167 212H168V211H167ZM191 212H192V211H191ZM254 212L257 214L256 211H254ZM15 213H14V214H15ZM40 213H41V212H40ZM45 213H46V212H45ZM60 213H61V212H60ZM114 213H115V212H113L111 215L113 216ZM155 213H156V212H155ZM165 213H166V212H165ZM237 213H238V212H237ZM239 213H240V211H239ZM255 213H254V214H255ZM12 214H13V213H12ZM50 214H51V213H50ZM50 214H49V215H50ZM71 214H72V212H71ZM142 214H143V213H142ZM142 214H141V215H142ZM146 214H149V213H146ZM146 214H145V215H146ZM173 214H175V213H173ZM189 214H190V213H189ZM247 214H248V213H247ZM251 214H252V213H251ZM254 214H253V215H254ZM65 215H66V214H65ZM68 215H69V214H68ZM79 215L82 216L81 214H79ZM88 215H89V214H88ZM150 215H151V214H150ZM226 215H228V214H226ZM226 215H223V216H226ZM243 215H244V214H243ZM0 216H1V214H0ZM9 216H11V215L9 214ZM13 216H14V215H13ZM17 216H18V215H16V217H17ZM38 216H39V214H38ZM41 216H42V215H41ZM44 216H45V215H44ZM44 216H43V218H44ZM46 216H47V215H46ZM85 216H86V215H85ZM112 216H110V218H111ZM115 216H116V215H114V217H115ZM146 216H147V215H146ZM247 216H248V215H247ZM251 216H252V215H251ZM257 216H258V215H257ZM260 216H262V215H260ZM74 217H75V214H74ZM88 217H90V216H88ZM144 217H145V216H144ZM153 217H154V216H152L151 218H153ZM159 217H160V216L158 215L157 218H159ZM10 218H11V217H10ZM36 218H37V217H36ZM39 218H40V217H39ZM69 218H70V217H69ZM71 218H72V217H71ZM75 218H76V217H75ZM101 218H102V217H101ZM101 218H100V219H101ZM145 218H146V217H145ZM148 218H150V217H147V220H148ZM154 218H155V217H154ZM154 218H153V219H154ZM11 219H12V218H11ZM37 219H38V218H37ZM40 219H41V218H40ZM96 219H98V218L96 217ZM153 219H150V220H153ZM155 219H156V218H155ZM155 219H154V220H155ZM242 219H243V218H242ZM38 220H39V219H38ZM41 220H42V219H41ZM63 220H64V219H63ZM67 220H68V219H67ZM89 220H90V219H89ZM91 220H92V219H91ZM91 220H90V221L86 220V221L91 222ZM93 220H94V219H93ZM104 220H106V218H105ZM132 220H133V219H132ZM140 220L142 221L143 218H140ZM156 220H157V219H156ZM251 220H252V217H251ZM14 221H15V220H14ZM19 221H21V220H19ZM36 221H37V220H36ZM36 221H35V222H36ZM71 221H73V220H71ZM74 221H75V220H74ZM76 221H77V220H76ZM76 221H75V222H76ZM79 221H80V220H79ZM97 221H100V220H97ZM97 221H95V222L97 223ZM101 221L103 222V220H101ZM127 221H128V220H127ZM127 221H126V222H127ZM137 221H139V218H138V217H137ZM1 222H2V221H1ZM1 222H0V223H1ZM15 222H16V221H15ZM32 222L34 223V221H32ZM39 222H40V220H39ZM42 222H43V221H42ZM69 222H70V221H69ZM88 222H87V223H88ZM120 222H121V221H120ZM120 222H119V223H120ZM122 222H124V221L122 220ZM126 222H124V223H126ZM130 222H131V221H130ZM143 222H146V223H147L148 221H143ZM209 222H210V221H209ZM218 222H220V221H218ZM228 222L230 223V221H228ZM3 223H4V221H3ZM7 223H8V222H7ZM25 223H26V222H25ZM47 223H48V222H47ZM57 223H58V222H57ZM61 223L63 224V227L66 226V225H68V224H66V223H65L66 225H64L63 222H61ZM98 223H99V222H98ZM136 223L138 224V222H135L134 225H135ZM168 223H169V222H168ZM210 223H211V222H210ZM213 223H214V222H213ZM215 223H216V222H215ZM229 223H228V224H229ZM260 223H261V222H260ZM11 224H13V221H12ZM23 224H24V223H23ZM30 224H31V223H30ZM51 224H52V223H51ZM62 224H61V225H62ZM71 224H72V222H71ZM103 224H104V223H102V226H103ZM140 224H143V223L141 222ZM144 224H145V223H144ZM173 224H174V225H173ZM173 224H172V225L170 224V225L173 227V226H175V223L173 222ZM208 224H209V223H208ZM217 224H218V223H217ZM37 225H38V224H37ZM39 225H40V223H39ZM39 225H38V226H39ZM89 225H90V224H89ZM118 225H119V224H118ZM126 225H127V224H126ZM146 225H147V224H146ZM149 225H150V224H149ZM177 225H178V224H177ZM182 225H183V224H182ZM182 225H181V227H182ZM187 225H188V224H187ZM187 225H186V226H187ZM193 225H194V223H193ZM219 225H220V223H219ZM224 225H225V224H224ZM226 225H227V224H226ZM22 226H23V225H22ZM26 226H27V225H26ZM31 226L33 227V224L30 225V227H31ZM48 226H50V223H49V225L47 224L46 227H48ZM85 226H86V225H85ZM116 226H117V225H116ZM128 226H129V225H128ZM135 226H137V225H135ZM210 226H212V225H210ZM213 226L215 227V224H213ZM216 226H217V225H216ZM227 226H228V225H227ZM229 226L231 227V224H230ZM229 226H228V228H230ZM259 226L261 227V225H259ZM34 227H37V226H34ZM51 227H52V226H51ZM69 227H70V226H69ZM69 227H66L67 229L65 228V229L67 230V232L69 231V230H68ZM94 227H97V226H94V225H93V227H91V229H92V228L94 229ZM109 227H110V226H109ZM109 227H108V228H109ZM137 227H138V226H137ZM172 227H171V228H172ZM181 227H180V228H181ZM183 227L185 228L184 225H183ZM183 227H182V229H183ZM189 227L193 228L192 226H189ZM195 227H196L197 229H196ZM195 227H194V229L198 230V226L195 225ZM206 227H207V226H206ZM25 228H28V226L25 227ZM52 228H53V227H52ZM116 228H117V227H116ZM140 228H142V227H140ZM186 228H188V226H187ZM257 228H258V227H257ZM71 229H72V227H71ZM71 229H70V230H71ZM112 229H113V228H112ZM114 229H115V227H114ZM127 229H128V228H127ZM142 229H143V228H142ZM155 229H156V228H155ZM158 229H159V228H158ZM158 229H157V230H158ZM194 229H193V230H194ZM258 229H259V228H258ZM261 229H262V227H261ZM29 230H33V229H28L27 232H29ZM72 230L76 231L75 228H73ZM133 230H134V229H133ZM133 230H132V231H133ZM163 230L165 231V229H163ZM188 230H189V229H187V231H188ZM18 231H19V230H18ZM79 231L81 232L82 230H79ZM111 231H112V230H111ZM114 231H115V230H114ZM114 231H112V232H114ZM116 231H117L116 233H119V232H118V228L116 229ZM119 231H120V229H119ZM122 231H123V230H122ZM129 231H131V230H129ZM159 231H161V230H159ZM16 232H17V231H16ZM67 232H66V233H67ZM90 232H91V230H90ZM112 232H111V233H112ZM144 232H147V231H144ZM170 232L173 233V230H171ZM170 232H169V233H170ZM234 232H235V231H233L232 234H234ZM68 233H69V232H68ZM91 233H92V232H91ZM111 233H109V234H111ZM114 233H115V232H114ZM114 233H112V234L114 235ZM121 233H122V232H121ZM124 233H126V232H124ZM165 233H166V232H165ZM169 233H168V234H169ZM33 234H34V233H33ZM35 234H36V233H35ZM54 234H55V233H54ZM112 234H111V235H112ZM127 234L129 235V232H127ZM131 234H132V233H131ZM138 234L140 235V232H139ZM161 234H162V233H161ZM166 234H167V233H166ZM168 234H167V235H168ZM170 234H171V233H170ZM179 234H181V233H179ZM216 234L218 235V233H216ZM237 234H239V233L237 232ZM27 235H29V234H26V236H27ZM39 235H40V234H39ZM50 235H52V233H51ZM65 235H66V234H65ZM84 235H85V234H84ZM118 235H120V233H119ZM134 235H135V234H134ZM147 235H148V234H147ZM172 235H173V234H172ZM234 235H236V234H234ZM240 235H241V234H240ZM240 235H239V237H240ZM244 235H246V234H244ZM35 236H36V235H35ZM129 236H130V235H129ZM159 236H160V235H159ZM164 236H166V235H164ZM170 236H171V235H170ZM178 236H179V235H177V237H178ZM182 236H183V233H182ZM219 236H220V235H219ZM237 236H238V235H237ZM237 236H236V237H237ZM36 237H37V236H36ZM39 237H40V236H39ZM42 237H43V236H41V238H42ZM53 237H55V236H53ZM66 237H67V236H66ZM127 237H128V236H127ZM137 237H138V235H137L135 238H137ZM146 237H147V236H146ZM146 237H145V238H146ZM150 237H153V236H150ZM150 237H149V238H150ZM217 237H218V236H217ZM77 238H78V237H77ZM119 238H120V237H119ZM119 238H118V239H119ZM130 238H131V237H130ZM132 238H134V236H133ZM139 238H140V237H139ZM147 238H148V237H147ZM175 238H176V237H175ZM178 238H179V237H178ZM180 238H181V236H180ZM180 238H179V239H180ZM206 238H207V237H206ZM5 239H6V238H5ZM57 239H58V238H57ZM63 239H64V238H63ZM90 239H91V238H90ZM90 239L88 238V240H90ZM108 239H110V238H108ZM116 239H117V238H116ZM140 239H141V238H140ZM150 239H151V238H150ZM199 239H200V238H199ZM7 240H10V239H7ZM42 240H43V238H42ZM42 240H41V241H42ZM55 240H56V239H55ZM60 240H61V239H60ZM75 240H76V239H75ZM85 240H86V239H85ZM124 240H125V239H124ZM128 240H129V239H128ZM128 240H127V241H128ZM137 240H138V239H137ZM152 240H153V239H152ZM158 240H159V239H158ZM158 240H157V241H158ZM56 241H58V240H56ZM62 241H63V240H62ZM93 241H94V240H93ZM116 241H117V240H116ZM150 241H151V240H150ZM153 241H154V240H153ZM178 241H179V240H178ZM180 241H182V240H180ZM53 242H54V241H53ZM70 242H71V241H70ZM76 242H77V240H76ZM79 242H80V241H78V243H79ZM104 242H105V241H104ZM104 242H103V243H104ZM118 242H119V241H118ZM123 242H126V241H123ZM151 242H152V241H151ZM170 242H171V241H170ZM170 242H169V243H170ZM30 243H31V241H30ZM61 243H63V242H61ZM74 243H75V242H74ZM84 243L86 244V242H84ZM84 243H82V244H84ZM90 243H92V242H90ZM126 243H127V242H126ZM137 243H138V242H137ZM139 243H140V242H139ZM142 243H143V242H142ZM145 243H147V242H144V244H145ZM153 243L155 244V242H153ZM169 243H168V244H169ZM175 243H176V242H175ZM187 243H188V242H187ZM0 244H1V243H0ZM27 244H28V243H27ZM79 244H80V243H79ZM118 244H120V243H118ZM123 244H125V243H123ZM144 244H139V245H138L139 248L136 249V250H134V251H129V252L126 251V252H127L128 254H129V253H133V254H134L135 256H137V257H140V256L142 257V256H143V257L145 258V254H144V252L146 251V250H145V247H146V245H148V243L145 244V246H144V248H143V245H144ZM156 244H157V243H156ZM161 244H162V243H161ZM176 244H177V243H176ZM178 244H179V243H178ZM178 244H177V245H178ZM188 244H190V243H188ZM188 244H186V245H188ZM18 245H19V244H18ZM24 245L26 246V243H25ZM51 245H53V244L51 243ZM63 245H64V244H63ZM65 245H66V242H65ZM80 245H81V244H80ZM80 245H79V246H80ZM96 245H97V244H96ZM125 245H126V244H125ZM166 245H167V244H166ZM171 245H172V244H170V246H171ZM173 245H174V244H173ZM194 245H195V244H194ZM194 245H193V247L196 246V245H195V246H194ZM199 245H200V244H199ZM1 246H2V245H1ZM127 246H129V245H127ZM131 246H133V245H131ZM148 246H149V245H148ZM150 246H152V244H151ZM154 246H155V245H154ZM197 246H198V245H197ZM228 246H230V245H228ZM59 247H60V246H59ZM67 247L69 248V246H67ZM129 247H130V246H129ZM173 247H174V246H173ZM16 248H17V247H16ZM62 248H64V246H63ZM105 248H106V247H105ZM105 248H103V249H105ZM112 248H113V247H112ZM154 248H156V247H154ZM154 248H151V249H154ZM179 248H180V247H179ZM186 248L189 249V246H188V247L186 246ZM199 248H200L199 250L201 251V248H202V247H199ZM228 248H229V247H228ZM228 248H227V249H228ZM262 248H263V247H262ZM262 248H261V249H262ZM4 249H5V248H4ZM25 249H26V248H25ZM72 249H73V247H72ZM72 249H70V250H72ZM86 249H87V248H86ZM103 249H102V254H104V252L106 251V250H103ZM156 249H157L156 251H158L159 254H160L159 256H161V253H162V254H165L167 250H168L167 253L170 251V252H169V255H170V254L172 255V253H171V249L169 250V249L167 248V250L165 251L164 249L161 248L160 245L157 246ZM196 249H198V247H197ZM229 249L231 250V248H229ZM263 249H264V248H263ZM56 250H57V249H56ZM59 250H60V249L58 248L57 251H59ZM67 250H68V249H67ZM100 250H101V249H100ZM100 250H99V251H100ZM109 250H110V249H109ZM115 250H116V249H115ZM127 250H128V249H127ZM144 250H145V251H144ZM159 250H161V251H159ZM174 250H176V248L173 249V254H174V252H175ZM189 250H190V249H189ZM193 250H194V249H193ZM199 250H198V251H199ZM230 250H229V251H230ZM232 250H235V248H234V249L232 248ZM8 251H9V250H8ZM15 251H16V250H15ZM57 251H56V252H57ZM73 251H75V250H72V252H73ZM89 251H90V250H89ZM118 251H119V250H118ZM156 251H155V252H156ZM191 251H192V250H191ZM210 251H211V250H210ZM210 251H209V253H210ZM262 251H263V250H262ZM54 252H55V251H54ZM81 252H82V250H81ZM84 252H85V251H84ZM87 252H88V251H86V253H87ZM204 252H205V251H204ZM260 252H261V251H260ZM1 253H2V252H1ZM75 253H76V251H75ZM75 253H74V254H75ZM99 253H100V252H99ZM145 253H146V252H145ZM201 253H202V252H201ZM206 253H208V252H205V253H203V254H206ZM209 253H208V254H209ZM242 253H243V252H242ZM242 253H241V254H242ZM17 254H19V253H17ZM51 254H52V253H51ZM102 254H101V255H102ZM123 254H124V253H123ZM155 254H156V253H155ZM176 254H177V251H176ZM203 254H202V256H203ZM230 254H231V253H230ZM48 255H50V254H48ZM70 255H71V254H70ZM79 255H80V254H79ZM83 255H84V254H83ZM88 255H89V253L86 254V258H87ZM104 255L106 256V254H104ZM115 255H116V254H115ZM115 255H114V257H115ZM131 255H132V254H131ZM165 255H166V254H165ZM179 255H180V254H179ZM186 255H187V254H186ZM190 255H191V253H190ZM84 256H85V255H84ZM173 256H174V255H173ZM194 256H195V255H194ZM194 256H193V255H192V256H189L188 259L181 258V256H180V257H179V256H176V258L179 259V260H177V261H178L180 264H193V263H195V264H205V263H206V264H207V263H210V264H218V263H217L218 258H216V259H217V260H216V259H212V258H213V257H212L211 259L207 260L208 258L205 259L204 257H202L203 259H197V258H195ZM198 256H199V254H198ZM206 256H207V254H206ZM240 256H241V255H240ZM16 257H17V256H16ZM60 257H61V256H60ZM60 257H59V259H60ZM62 257H63V256H62ZM81 257H82V256H81ZM117 257H118V256H117ZM117 257H116L115 259H117ZM132 257H133V255H132ZM137 257H136V259H137ZM246 257H248V255H246ZM88 258H89V257H88ZM119 258H120V257H119ZM119 258H118V259H119ZM127 258H128V257H127ZM144 258H143V260H144ZM147 258H148V257H147ZM161 258H162V257H161ZM166 258H167V257H166ZM228 258H229V257H228ZM228 258L226 257V259H228ZM242 258H243V257H242ZM242 258H241V259H242ZM250 258H251V257H250ZM250 258H249V259H250ZM44 259H45V258H44ZM44 259H43V260H44ZM107 259H108V258H107ZM124 259H125V258H124ZM129 259H131V258H129ZM136 259H135V260H136ZM145 259H146V258H145ZM150 259H151V258H150ZM159 259H160V258H159ZM159 259H158V261H159ZM219 259H220V258H219ZM245 259H246V258H245ZM245 259H243V260H245ZM249 259H247V261H248ZM251 259H252V258H251ZM88 260H90V259H88ZM98 260H99V258H98ZM121 260H122V259H121ZM147 260H148V259H147ZM12 261H13V260H12ZM149 261H150V260H149ZM149 261H146V262L149 263ZM151 261H152V260H151ZM160 261H161V263H162V259H161ZM177 261H175V262H177ZM228 261H229V260H228ZM228 261H227V263H228ZM8 262H9V261H8ZM86 262H87V261H86ZM91 262H93V261H91ZM98 262H99V261H98ZM117 262H118V261H117ZM120 262H121V261H120ZM139 262H140V261H139ZM146 262H144V263H146ZM156 262H157V261H156ZM229 262H230V261H229ZM251 262H253V260H252ZM88 263H89V262H88ZM88 263H87V264H88ZM94 263H95V262H94ZM105 263H108V262H105ZM159 263H160V262H159ZM159 263H158V264H159ZM255 263H256V261H255ZM24 264H25V263H24ZM90 264H93V263H90ZM98 264H99V263H98ZM100 264H101V263H100ZM110 264H111V263H110ZM142 264H143V263H142ZM155 264H156V263H155ZM231 264H232V262H231Z\"/></svg>", "mask_w": 264, "mask_h": 264}]
</instances>
